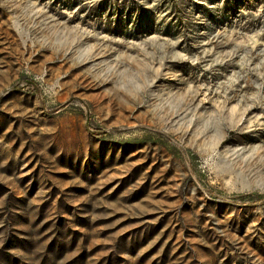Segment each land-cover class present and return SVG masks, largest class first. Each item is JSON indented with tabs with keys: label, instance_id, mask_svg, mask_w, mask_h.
<instances>
[{
	"label": "rangeland",
	"instance_id": "1",
	"mask_svg": "<svg viewBox=\"0 0 264 264\" xmlns=\"http://www.w3.org/2000/svg\"><path fill=\"white\" fill-rule=\"evenodd\" d=\"M0 264H264V0H0Z\"/></svg>",
	"mask_w": 264,
	"mask_h": 264
}]
</instances>
